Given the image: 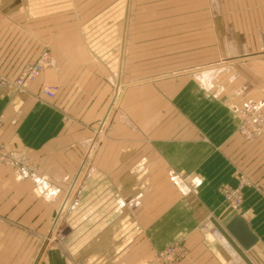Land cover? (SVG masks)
Returning a JSON list of instances; mask_svg holds the SVG:
<instances>
[{
	"label": "crops",
	"instance_id": "crops-1",
	"mask_svg": "<svg viewBox=\"0 0 264 264\" xmlns=\"http://www.w3.org/2000/svg\"><path fill=\"white\" fill-rule=\"evenodd\" d=\"M79 1L0 0V264H159L170 244L174 264H245L211 218L229 206L220 187L246 174L235 209L264 245V132L243 140L234 112L255 101L264 114V14L229 70L198 63L143 83L136 42L126 72L125 0L105 28ZM43 51L52 65L17 87ZM64 210L65 238L46 243Z\"/></svg>",
	"mask_w": 264,
	"mask_h": 264
},
{
	"label": "rangeland",
	"instance_id": "rangeland-1",
	"mask_svg": "<svg viewBox=\"0 0 264 264\" xmlns=\"http://www.w3.org/2000/svg\"><path fill=\"white\" fill-rule=\"evenodd\" d=\"M124 5L121 26L125 29L123 42L126 49V72L128 74L129 70H133V51L129 52V47L136 42L135 53L136 58L140 56L143 83L156 77L159 79L168 74L192 70L198 63H204L207 70L215 68L211 73L215 72L217 66L224 68L223 71L229 70L235 55L241 54V57H245L244 47L248 34L252 32V22L256 16L260 18L262 13L264 14V0H125ZM78 6L79 10L89 12L95 28H105L107 24L113 26L117 19L118 6L121 9L117 0H80ZM98 37L100 36H93L94 43H111L114 36H101L104 39ZM122 87L123 84L116 86L111 95L109 112L99 121L97 136L101 135L102 129L111 122L112 111L118 107L122 97ZM252 103L259 105L255 101H247L240 108L234 109L238 119L237 133L245 141H253L264 132L252 140L245 139L239 132L241 119L237 112ZM240 185L241 201L236 206L238 209L243 202L244 188L251 186L249 177L240 172L234 184H224L220 187L225 204L228 205L229 202L224 198V188ZM67 214L64 210L62 217L59 213L54 216L46 243L60 242L65 238L68 232L65 225ZM216 234L221 237L218 232ZM169 246L181 248L177 244L166 247ZM181 255L176 257L175 262ZM155 260L164 264L156 257Z\"/></svg>",
	"mask_w": 264,
	"mask_h": 264
},
{
	"label": "built area",
	"instance_id": "built-area-1",
	"mask_svg": "<svg viewBox=\"0 0 264 264\" xmlns=\"http://www.w3.org/2000/svg\"><path fill=\"white\" fill-rule=\"evenodd\" d=\"M52 63L49 53L43 51L33 64H30L21 70L19 75L15 78L14 84L19 88H23L33 80L43 68L52 65ZM55 90V87L52 86H41V92L49 98L54 96ZM237 113L241 119L239 132L245 139L252 140L264 131V117L259 105L255 103L249 104L245 108L238 110ZM240 188L241 185L236 187H225L223 190L224 198L229 202L228 205L233 208H236L237 204L241 201V196L239 194ZM214 230L216 233L218 232L216 229ZM180 251L182 253L181 248L178 246H169L156 251L155 257L161 263L173 264L176 257L181 255Z\"/></svg>",
	"mask_w": 264,
	"mask_h": 264
},
{
	"label": "water",
	"instance_id": "water-1",
	"mask_svg": "<svg viewBox=\"0 0 264 264\" xmlns=\"http://www.w3.org/2000/svg\"><path fill=\"white\" fill-rule=\"evenodd\" d=\"M211 222L245 264H264V245L257 241L235 208L228 206L218 220L211 218Z\"/></svg>",
	"mask_w": 264,
	"mask_h": 264
}]
</instances>
